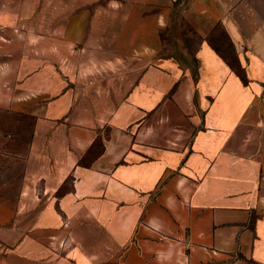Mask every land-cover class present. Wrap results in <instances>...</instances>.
Segmentation results:
<instances>
[{
    "label": "crops",
    "instance_id": "obj_1",
    "mask_svg": "<svg viewBox=\"0 0 264 264\" xmlns=\"http://www.w3.org/2000/svg\"><path fill=\"white\" fill-rule=\"evenodd\" d=\"M20 120L0 264H264V0H0Z\"/></svg>",
    "mask_w": 264,
    "mask_h": 264
},
{
    "label": "rangeland",
    "instance_id": "obj_2",
    "mask_svg": "<svg viewBox=\"0 0 264 264\" xmlns=\"http://www.w3.org/2000/svg\"><path fill=\"white\" fill-rule=\"evenodd\" d=\"M187 0H185L186 2ZM30 128V122L19 121L15 123V133L14 136V159L0 157V190L4 193L14 192V195L18 192L20 188V182L23 175V163L24 157L28 148V138H21L22 134L25 132L24 129ZM23 131V132H22ZM12 168V169H11ZM13 178L14 185L3 186L1 182H4L8 178ZM8 181V180H7Z\"/></svg>",
    "mask_w": 264,
    "mask_h": 264
}]
</instances>
